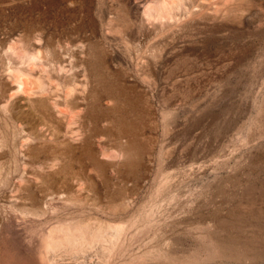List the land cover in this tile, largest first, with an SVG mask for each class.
I'll return each mask as SVG.
<instances>
[{"label":"rangeland","instance_id":"obj_1","mask_svg":"<svg viewBox=\"0 0 264 264\" xmlns=\"http://www.w3.org/2000/svg\"><path fill=\"white\" fill-rule=\"evenodd\" d=\"M51 253L264 264V0H0V264Z\"/></svg>","mask_w":264,"mask_h":264},{"label":"bare ground","instance_id":"obj_2","mask_svg":"<svg viewBox=\"0 0 264 264\" xmlns=\"http://www.w3.org/2000/svg\"><path fill=\"white\" fill-rule=\"evenodd\" d=\"M22 79V78H21ZM19 80H17L16 82H18ZM23 82V81H22ZM21 83H18V85H20ZM22 88V87H21ZM104 155V154H103ZM18 192V191H17ZM16 194V193H15ZM18 194V193H17ZM49 194V193H48ZM47 194V195H48ZM21 195V194H20ZM27 195V194H26ZM33 195V194H32ZM54 195V194H53ZM62 195V194H61ZM15 196V195H14ZM43 196V195H42ZM46 196V195H45ZM52 196V195H51ZM19 198V197H18ZM35 198V197H34ZM32 199V198H31ZM45 209H47V204H43V205H36V204H34V205H32V211H37V212H42V211H44ZM25 210V209H24ZM32 214V213H31ZM94 220V219H93ZM99 222V221H98ZM51 233V232H50ZM120 232L118 231V230H114L113 231V234H112V240H111V244L112 243H114L115 241H117V236H119L118 234H119ZM104 235V234H103ZM51 237H53V236H51ZM51 237H50V239H51ZM104 237V236H103ZM81 240V239H80ZM80 240H78V241H80ZM47 238L46 237H42L41 239H39V242H38V244L40 243V248L42 249V251H43V249H45L44 248V246H45V244H46V248H47V250L46 251H49L48 250V243H47ZM82 242V241H81ZM84 242H82V244H83ZM108 243V242H107ZM96 245V244H95ZM100 245V244H99ZM106 245V244H105ZM37 246V245H36ZM112 246V245H111ZM111 246L109 245L108 247H109V249L108 250H110V248H111ZM50 248V247H49ZM41 251V250H40ZM42 251H41V253H35L36 254V256L39 258V259H41V257L43 256L44 258H45V253H42ZM105 251V250H104ZM55 252H57V251H55ZM54 253V252H53ZM53 253H51L50 254V257H49V259H50V261H51V263L52 264H58L57 262L58 261H56V259H55V257H54V254ZM35 254H33V256L31 255V256H28L27 258H25V262H27V264H31L32 262H33V258H34V255ZM85 254V253H84ZM106 254V253H105ZM104 254V255H105ZM82 256V255H81ZM72 257V256H71ZM84 257V256H83ZM59 258V257H58ZM84 259V258H83ZM82 260V259H81ZM86 260V259H85ZM104 261V260H103ZM83 262V261H82ZM85 262V261H84ZM87 262V261H86ZM60 263H61V261H60ZM102 263V262H101ZM39 264V263H38ZM84 264V263H83ZM87 264V263H86Z\"/></svg>","mask_w":264,"mask_h":264}]
</instances>
